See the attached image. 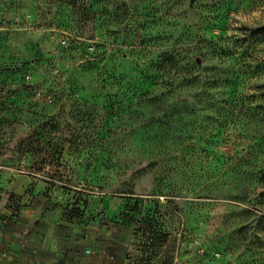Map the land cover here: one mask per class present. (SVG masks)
Returning a JSON list of instances; mask_svg holds the SVG:
<instances>
[{"label":"rangeland","instance_id":"374dc122","mask_svg":"<svg viewBox=\"0 0 264 264\" xmlns=\"http://www.w3.org/2000/svg\"><path fill=\"white\" fill-rule=\"evenodd\" d=\"M264 0H0V264H264Z\"/></svg>","mask_w":264,"mask_h":264},{"label":"trees","instance_id":"16d2710c","mask_svg":"<svg viewBox=\"0 0 264 264\" xmlns=\"http://www.w3.org/2000/svg\"><path fill=\"white\" fill-rule=\"evenodd\" d=\"M260 31H263L264 32V26L262 28H260Z\"/></svg>","mask_w":264,"mask_h":264}]
</instances>
